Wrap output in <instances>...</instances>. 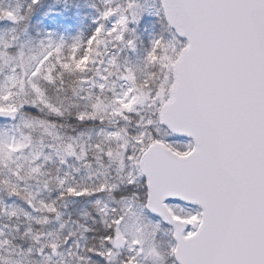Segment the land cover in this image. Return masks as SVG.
<instances>
[{
    "label": "snow or ice",
    "instance_id": "snow-or-ice-1",
    "mask_svg": "<svg viewBox=\"0 0 264 264\" xmlns=\"http://www.w3.org/2000/svg\"><path fill=\"white\" fill-rule=\"evenodd\" d=\"M40 2L0 5V122L17 121L12 136L0 124V168L17 181L43 176L45 137L61 165L89 150L115 165L91 184L53 178L57 199L92 201L103 230L86 248L68 245L72 232L48 240L35 249L40 264H64L62 244L74 264H264V0H103L86 38L46 33L25 51L19 37ZM67 77L85 93L73 119L100 129L88 149L41 119L68 113L49 95ZM0 184L41 213L35 223L59 220L55 200Z\"/></svg>",
    "mask_w": 264,
    "mask_h": 264
},
{
    "label": "rangeland",
    "instance_id": "rangeland-1",
    "mask_svg": "<svg viewBox=\"0 0 264 264\" xmlns=\"http://www.w3.org/2000/svg\"><path fill=\"white\" fill-rule=\"evenodd\" d=\"M77 3L84 4L87 7H91L92 12L88 13V29L90 25V31L93 27L92 21L96 18L97 14L95 13L96 8L95 5L97 3V7L99 3L101 4V7H103V0H76ZM21 4L26 5L27 0H0V5H7V4ZM88 10V9H87ZM36 15L35 10L31 13L30 19L26 22L27 23V31L25 34L20 35L18 44L22 43L25 46V51L29 47H34L36 43L44 38L46 33H42L40 29L42 27H37L36 20L33 21V16ZM37 16L34 18L36 19ZM90 23V24H89ZM21 27H24L23 25ZM89 31V32H90ZM20 28L17 29V34L19 35ZM52 33V32H51ZM87 34V33H86ZM89 34V33H88ZM87 34V35H88ZM87 35H84L87 37ZM0 36H3L4 39L7 41L8 36L4 32H0ZM61 38V37H60ZM71 38L68 35V32L65 34V39ZM53 39L59 40V37L55 36V33H53ZM15 49H13V52ZM80 97L79 96V100ZM54 102H60L64 103L65 99L64 96H62L59 93L53 94L52 97ZM83 103L85 101L81 100ZM84 111V110H82ZM43 115V114H41ZM46 115V114H45ZM41 119L49 120L48 117H41ZM0 124H4L8 129L9 136L16 135V126L17 121H11V122H0ZM99 127H94V129L91 131V133L84 134L79 133L76 139H73L74 137H71L67 133L64 135L56 129L57 134L64 138L65 141H68L70 138L73 140H79L83 143L85 149H88L90 145H94L97 142L98 139V132ZM40 135L39 129L32 132V136L35 139H38ZM0 140H7V137L0 136ZM56 145V141H53L52 139L45 137L44 138V144L42 146V150L45 155L52 154V160L49 162H43V158H41V161L43 162V169L42 171L45 173L43 176H38L31 179H21V180H15L14 178L9 176L7 168H0V180L3 179H12L14 183H17L19 188L24 190L26 189L28 192L35 194L36 200L38 201H44V202H50L55 200L56 201V207L58 212L60 213V218L57 220L55 216L49 217V223L46 225H39L35 223V219L38 218L41 213L40 212H32V210L29 209L28 204L25 202V200L19 196H10L9 192L3 187L2 184H0V207L3 208V211H0V242L7 241L8 243L4 245L3 248H0V264H5V260L10 262L19 261V264H40V256L36 254L35 249L38 248L41 244L46 243L48 240L54 239L56 237H59L60 242L64 240L66 236H68L69 232L74 233L75 235L73 237H70L68 239V245L73 244V241H75L77 244L81 246V248H85L86 245V239L90 236V233L88 231H85L88 226L86 223L89 222H96V225H98L99 232L103 230V226L100 223L99 217L95 211V209L92 206V201L87 199H74L69 197V200L63 199V201H60V199H57L58 189L56 187V184L54 183L53 178L57 175L64 176L67 174L69 183L72 180V176L75 173V171L80 172V174H83V171H88L89 169L83 168L82 160L78 161L73 157H69L65 160L64 164H59L57 161L55 155L53 154V149ZM41 145L39 144H33L31 147L26 148L23 152V156H28L31 151L40 150ZM79 151V149H77ZM90 151V150H89ZM20 155V154H17ZM23 163V159H18L15 161V163H12L9 165L11 168H16L18 164ZM57 164V165H56ZM107 164V165H106ZM98 172L96 173V176H89L84 177L80 176L79 180H82L81 182L83 184H91L95 183L98 180L105 179L107 177L101 176L100 173L104 170H107L108 176H114L115 173L113 171L115 165L109 164L108 160L105 162H100L99 165L96 163ZM59 168V172L56 171V175L52 176L50 174V171L52 168ZM81 168V170H79ZM83 168V169H82ZM78 172H76L78 174ZM91 177V178H90ZM87 180L85 183L84 180ZM49 181L47 189L44 187V182ZM81 182H78L80 184ZM107 199V198H105ZM74 203V204H73ZM71 204L72 206H70ZM91 208L95 211L96 215L94 214L92 216ZM11 209L17 210V215L15 216H9L7 212ZM61 225H63V228H61ZM31 230L34 233L40 234V242L39 244L34 243L28 236L25 235V233ZM99 234L97 235V237ZM96 239V238H92ZM97 240V239H96ZM98 241L94 242L92 241V244H89L90 246L96 245ZM68 245H63L59 249V251L63 252L65 254V260L64 264H74V261L70 262L67 253L65 249ZM29 248L33 249V252L31 255H26L25 253ZM54 260H59V257Z\"/></svg>",
    "mask_w": 264,
    "mask_h": 264
},
{
    "label": "trees",
    "instance_id": "trees-1",
    "mask_svg": "<svg viewBox=\"0 0 264 264\" xmlns=\"http://www.w3.org/2000/svg\"><path fill=\"white\" fill-rule=\"evenodd\" d=\"M97 14L98 10H100L101 4L99 3L97 7V3L95 5ZM88 9V10H87ZM36 15L33 17V21L36 20L37 27H42L41 32L42 33H55L56 37H60L64 39L66 43H71L72 39L76 36H81V38H86V36L90 31V25L88 29V13L92 12L91 7H87L84 4L77 3L76 0H41L40 5L35 9ZM90 24V23H89ZM68 32L69 37L67 40L65 39V34ZM87 33V34H86ZM73 79L72 77L66 78L65 83V91L63 93H59L62 96H64L65 102L63 103L64 107L68 109V113L65 114V116L62 119H57L52 116L48 115H41V117H48L50 121H54L56 124V129L61 131L64 135L67 133L71 137H74L73 139H76L79 133L88 134L91 133V131L94 129V127H97V124L95 121H89L84 124H79L75 119H73V116L76 112L85 110V103H83L81 100H79V96H84V92H78L77 95H73L72 89L68 86V81ZM58 93L54 90L49 91V95L53 97V94ZM96 154L93 151H88L86 160H82V164L85 165V163L91 164V170L83 171V174H80V172L75 171L72 176V180L70 183L78 184V182H81L80 176L89 177V176H96V173L98 172L97 169V161L95 159ZM107 159H102L101 162L105 164ZM98 164V163H97ZM57 165V164H56ZM99 165V164H98ZM107 165V164H106ZM84 168V166H83ZM82 168V169H83ZM81 170V168L79 169ZM57 168L54 167L51 169L50 174L52 176L56 175ZM78 172V174L76 173ZM80 175V176H79ZM84 180L86 183L87 180ZM82 183V182H81ZM58 196V194H57ZM66 200H69V197H66ZM63 201V200H60ZM74 204V203H73ZM72 206L71 204H69ZM92 216L96 213L91 208ZM88 226V232L90 233V240L96 242L97 235L100 233L98 229V225H96V222L93 223H86ZM96 238V239H92Z\"/></svg>",
    "mask_w": 264,
    "mask_h": 264
},
{
    "label": "flooded vegetation",
    "instance_id": "flooded-vegetation-1",
    "mask_svg": "<svg viewBox=\"0 0 264 264\" xmlns=\"http://www.w3.org/2000/svg\"><path fill=\"white\" fill-rule=\"evenodd\" d=\"M91 243H92V242H88V243L86 242L85 248H86V247H89V246H90L89 244H91Z\"/></svg>",
    "mask_w": 264,
    "mask_h": 264
},
{
    "label": "water",
    "instance_id": "water-1",
    "mask_svg": "<svg viewBox=\"0 0 264 264\" xmlns=\"http://www.w3.org/2000/svg\"><path fill=\"white\" fill-rule=\"evenodd\" d=\"M28 207H29V205H28ZM29 209L32 210L34 213L36 212V211H34L31 207H29ZM57 257H58V256H57ZM57 257H55L54 259H56Z\"/></svg>",
    "mask_w": 264,
    "mask_h": 264
}]
</instances>
